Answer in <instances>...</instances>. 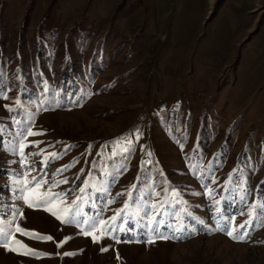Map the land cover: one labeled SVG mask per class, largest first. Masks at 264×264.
<instances>
[{
    "label": "rangeland",
    "instance_id": "374dc122",
    "mask_svg": "<svg viewBox=\"0 0 264 264\" xmlns=\"http://www.w3.org/2000/svg\"><path fill=\"white\" fill-rule=\"evenodd\" d=\"M239 2L0 0V221L52 237L16 233L40 258L0 246V264H264V216L243 242L217 230L264 204V9ZM125 137L133 150L113 156ZM25 178L66 179L53 192L68 204L89 180L84 218L126 201L147 217L93 243L18 199ZM153 204L179 239L145 242Z\"/></svg>",
    "mask_w": 264,
    "mask_h": 264
},
{
    "label": "snow or ice",
    "instance_id": "6c2138e0",
    "mask_svg": "<svg viewBox=\"0 0 264 264\" xmlns=\"http://www.w3.org/2000/svg\"><path fill=\"white\" fill-rule=\"evenodd\" d=\"M19 123V121H17ZM21 135L24 134V130L21 131ZM27 136L38 135V133H33L31 129L26 130ZM136 138L139 139V133L137 132ZM126 145V146H125ZM27 145L23 142L20 143V154L24 156V148ZM133 150V142L131 139L127 137L122 138L121 141L117 142V147L114 148L112 155H117L118 152L121 154L123 153H130ZM151 155V153H149ZM51 159H58L59 156L56 153L51 154ZM49 158H45L43 163L47 164ZM68 166H65L62 169H58V172H63L67 169ZM91 175V174H90ZM34 179V178H33ZM20 187L16 189L18 192V199H22L23 203L29 208H43L45 211L50 212L57 220L61 223L71 224L75 222L77 226L85 225L86 227L81 228V234L90 237L93 243H99L105 237L115 239L116 243H121L122 241L116 237L111 236L110 229L112 231L116 229L124 230V231H131L132 229H124L123 225L125 223H130L134 218H138V223L140 220L147 217V213H143L141 215V209L134 207L128 201H126L121 209H119L116 214L110 218V221L105 220H97L95 218H84V214L81 212V203L86 199V193L88 188L90 187V181L85 180L84 186L79 188V192L81 193L80 196H77L75 200L71 202V204L67 203V192H53V189L59 187L61 183H68L65 179L63 181H57L48 187L46 191H40V189L46 183L45 181H35L33 184L32 181H29L27 178L21 181H16ZM135 187V186H133ZM129 196L131 197V192H129ZM114 201H109L112 203ZM257 205L253 204L251 206L249 216L250 219L245 221L244 224L239 226H234L232 230H228L227 223L224 225H220L219 221H217L218 228L217 230L224 232L230 239H233L238 242H243L247 236V232L243 234L240 233V229L245 227V224H250L253 222L252 218H259L264 216V204L259 206V212H257ZM152 208L154 210V215L147 218V223L142 224V227L149 230L151 235L145 241L148 244H154L157 239H179L174 235H165L164 233L160 232L159 229L161 227H170L165 224L162 219H157L158 216H161L162 213L157 208V205L153 204ZM18 212V210H17ZM13 214V218L8 220L6 223L4 221H0V246L4 247L7 251L16 252L18 255H31L35 258H40V254L36 253L33 249L28 248L26 245L22 244L20 241L15 239V234L19 233L21 235L27 236L30 239H37L41 242H46L52 240L50 236H42L40 234L34 232H28L21 228L19 225H15L13 230L12 225L15 224V215ZM18 214L23 218V213L18 212ZM80 217V219H77ZM117 220H120L121 223L117 224ZM260 226H264V223H261ZM176 231H180L179 228L175 229ZM66 238L65 241H62L57 244V247H61L63 243L67 242ZM133 242V241H123ZM139 242V241H135ZM102 251H107L106 248H102ZM65 255H71L70 253H65ZM119 259V257H118Z\"/></svg>",
    "mask_w": 264,
    "mask_h": 264
},
{
    "label": "crops",
    "instance_id": "0c3cea01",
    "mask_svg": "<svg viewBox=\"0 0 264 264\" xmlns=\"http://www.w3.org/2000/svg\"><path fill=\"white\" fill-rule=\"evenodd\" d=\"M237 7L243 6L250 9L249 13H256L254 10L256 8L264 9V0H239ZM264 12H259L253 16V21H256ZM264 16V15H263ZM253 27L248 29V31L252 30Z\"/></svg>",
    "mask_w": 264,
    "mask_h": 264
}]
</instances>
